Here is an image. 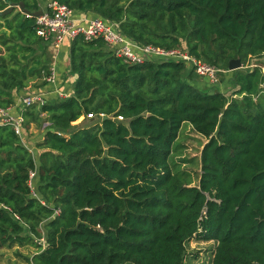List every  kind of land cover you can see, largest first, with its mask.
Segmentation results:
<instances>
[{
  "label": "trees",
  "instance_id": "trees-1",
  "mask_svg": "<svg viewBox=\"0 0 264 264\" xmlns=\"http://www.w3.org/2000/svg\"><path fill=\"white\" fill-rule=\"evenodd\" d=\"M48 1L0 0V11ZM58 1L118 22L139 44L182 47L224 70L231 59L264 56V0ZM16 10L0 14L14 15L1 37L2 107L15 90H32L31 76L50 73V57L35 47L36 18ZM227 73L231 95L182 61L129 64L101 38L72 39L69 96L23 111L24 136L49 122L37 149L0 125V249L35 245L31 264H184L197 238L217 242L212 264H264V73ZM81 117L89 124L74 128ZM185 124L207 139L196 185L175 160Z\"/></svg>",
  "mask_w": 264,
  "mask_h": 264
},
{
  "label": "built area",
  "instance_id": "built-area-1",
  "mask_svg": "<svg viewBox=\"0 0 264 264\" xmlns=\"http://www.w3.org/2000/svg\"><path fill=\"white\" fill-rule=\"evenodd\" d=\"M43 13L38 16H33L26 13L27 16L36 18L35 31L36 34L45 42L52 44L56 49H59L66 40H72L77 36H83L86 41L95 39H103L119 57H122L129 64L142 63L148 58H162L167 60H176L184 62L196 74L205 78L212 84H218L221 81V75L229 70H224L215 65L204 61L197 56L191 54L188 50L182 47L163 48L153 44L142 45L126 36L116 21H105L100 17L85 19V22L75 17V10L58 0H50L46 7H43ZM250 69L261 67L264 73V65L257 63L248 64ZM55 70H50L46 76L48 81H55ZM58 96L66 98L69 93L65 90H57ZM46 92H28L21 96L18 107L21 112L13 113V105L2 107L0 106V125H11L15 131L23 137L25 116L23 111L32 105H43L48 100ZM101 113L100 116H104ZM92 113L88 114L89 118L94 117ZM123 120V116H118ZM23 139V138H22ZM24 142V140H23ZM25 143V142H24ZM26 144V143H25ZM37 171H30L29 184L33 186ZM34 195H37L33 190ZM41 241L45 243V238Z\"/></svg>",
  "mask_w": 264,
  "mask_h": 264
},
{
  "label": "rangeland",
  "instance_id": "rangeland-1",
  "mask_svg": "<svg viewBox=\"0 0 264 264\" xmlns=\"http://www.w3.org/2000/svg\"><path fill=\"white\" fill-rule=\"evenodd\" d=\"M48 2H46V5L48 4ZM16 8L20 10L18 6ZM63 51L65 52L67 58L69 56L70 51L69 41L64 42ZM58 61L60 62V58L58 59ZM253 61L257 64L264 65V60L262 59V56L249 57V59L245 63H242V69H250L247 65L251 64ZM59 67H61V64H59ZM73 82L74 77L68 74V83H70L68 84V86H72ZM80 119H82V121L78 125H75L76 123L74 124L73 122L74 128L86 126L89 124L88 120L84 119V117H81ZM35 128L39 130L41 129V127L39 126H36ZM29 129H31V124L28 127L27 131ZM181 132L182 134L174 143V148L178 150V155L175 160L178 161V163L180 164L179 166L183 170L187 171L190 174L192 184L196 185L199 182L202 171L200 162V155L202 149L201 147L206 141V139L200 136L190 126H185L184 128H182ZM40 133V131H38L37 133L33 131L31 133H28V139H24L26 145L29 146V148H32L33 151H35L36 147V142H34V140L35 138H37L38 135H40ZM216 245L217 242L214 240H200L197 238L191 239L186 244V256L184 264H212ZM37 251L38 248L35 245L30 244L23 246H20L18 244L14 246H8L3 249H0V262L2 264H31L30 259Z\"/></svg>",
  "mask_w": 264,
  "mask_h": 264
},
{
  "label": "crops",
  "instance_id": "crops-1",
  "mask_svg": "<svg viewBox=\"0 0 264 264\" xmlns=\"http://www.w3.org/2000/svg\"><path fill=\"white\" fill-rule=\"evenodd\" d=\"M16 11H18V9ZM13 16L14 15L9 16L7 18H4V17H2L0 15V40H1L2 36L3 37H7V38L10 37L11 29L8 27L7 24H8L9 21L12 20ZM75 17L80 19L81 21L83 20L85 22V19H91L94 16H92L91 14L86 13V12H75ZM40 40H41V43L39 45H35V47L38 48V54L42 55L44 60L47 59L48 56L50 57L51 62H50V67L49 68H50V70H52V69L55 70L56 79H55V81H48L46 79V76H43V77L40 76L41 73L39 75H35L33 77L31 76V79L29 81L30 87L32 88L31 91H30V89L29 90L25 89V90H20V91L19 90H15L14 91L15 92V102H14V106H13V108H14L13 109V113H15V114L21 112V108L18 107V103H19V101L21 99V96H23L24 94H26L28 92H38V91H40V92H46L48 97H50L53 94H57L58 95L57 90H59V89L63 90L64 86L66 87V86H68V84H70V83H68L69 56L66 58L65 52L63 51V44L64 43L61 45V47L59 49H56L52 44L43 41L41 38H40ZM66 41H69V40H66ZM71 41L72 40L69 41L70 45H71ZM8 54L9 53H8V50H7V46L5 44H3L2 40H1V43H0V59L3 56H8ZM18 57L20 58L21 61H23V62L26 61V59L24 58L23 54H18ZM59 58H60V62L58 61ZM59 64H61V67H59ZM188 68L190 69L189 66H188ZM227 72H224L221 75V81H220L219 84H212L208 80L203 78L206 81V82H204V84L210 89L216 90V89L220 88V90L222 92L225 91V94L231 95L233 93V91L235 90L233 88V86L227 84V80L225 82H222V78L225 77V76L227 77V74H228ZM43 78L47 81L48 84H46L45 86L39 87V88L38 87H34V84H38L39 82H41V79H43ZM81 121H82V119H78L77 121H74V124L76 123L75 125H78V124L81 123ZM48 124H49L48 121L44 122L43 126L39 130V129L35 128L36 127L35 124L31 123V129H29L27 131V133H25L26 134L25 136L23 134V140L24 139H28V137H27L28 133H31L33 131L37 133L38 131H40L41 132L40 135H38L37 138H35V140H34V142H36V143L39 142L40 140H42L44 138V133L46 131L45 126L48 125ZM185 126L192 127L189 124L188 125L185 124L184 127ZM181 134H182V132H181ZM200 136H202V135H200ZM202 137L205 138L204 136H202ZM206 141H207V139H206ZM203 145H202L201 148H203ZM30 149L33 151L32 148H30ZM36 149L37 148L35 147V150Z\"/></svg>",
  "mask_w": 264,
  "mask_h": 264
},
{
  "label": "water",
  "instance_id": "water-1",
  "mask_svg": "<svg viewBox=\"0 0 264 264\" xmlns=\"http://www.w3.org/2000/svg\"><path fill=\"white\" fill-rule=\"evenodd\" d=\"M17 6L21 9L22 12L31 14L33 16H38V15H41L43 13V9L42 8H40V9H38L36 11H30V10L25 8V5H24L23 2H20V3H11L10 6L7 9H5L3 11H0V14H6L8 12H11ZM254 59H258V58H254ZM262 59L264 60V56H262ZM254 61L252 63H255ZM242 68H243L242 61H241V59L239 57L230 60L229 65H228V70L229 71H234V70H238V69H242ZM103 117L104 118H108V115H104ZM207 198L210 199V196H209L208 193H207Z\"/></svg>",
  "mask_w": 264,
  "mask_h": 264
}]
</instances>
